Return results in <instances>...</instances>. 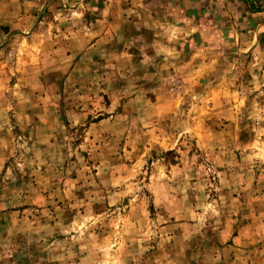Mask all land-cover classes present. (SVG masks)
<instances>
[{
  "label": "rangeland",
  "instance_id": "1",
  "mask_svg": "<svg viewBox=\"0 0 264 264\" xmlns=\"http://www.w3.org/2000/svg\"><path fill=\"white\" fill-rule=\"evenodd\" d=\"M185 1L40 0L0 42V264H264V41L192 73Z\"/></svg>",
  "mask_w": 264,
  "mask_h": 264
},
{
  "label": "crops",
  "instance_id": "2",
  "mask_svg": "<svg viewBox=\"0 0 264 264\" xmlns=\"http://www.w3.org/2000/svg\"><path fill=\"white\" fill-rule=\"evenodd\" d=\"M45 1L43 0V2ZM38 2L40 0H0V42L5 40L11 31L27 30L31 27L33 21H35L33 18L34 5ZM258 2L262 3L261 8L258 7ZM106 4L108 8H114L112 1ZM122 5L123 3L119 2V6L117 7L121 8L123 7ZM184 7L185 9L191 8L193 9V13L203 16L202 20L196 21L193 19V16L189 15L190 12H188L184 18L186 24L182 27V33L179 35L180 38L176 39L187 41V38L183 35L189 32L191 33V37H197L195 39L196 47L191 50H193V57L196 54L200 56V64H192V61H190L186 65L192 73H198L199 70L203 72L217 71L219 69L217 63L221 62L218 60V57H223L224 43L236 45L240 49V47L245 46L250 48L255 42L264 41V0H189L185 1ZM177 8H181V6H177ZM103 20H106V18ZM119 21L121 23L118 24L117 30L115 25L105 24L100 26L93 22L91 27L94 26L95 34L93 37H96L95 41L97 42L98 39L102 40L107 38L108 35L114 34H118V36L115 35L116 42L125 41L124 38L128 34V31L121 25H125L124 23H127V19L120 17ZM111 27H113V32ZM141 30L140 27H136V35H142L143 32ZM197 31H199V34L194 35ZM224 32L228 33V37L225 36ZM150 41H153L152 44L154 45V41L157 42L160 39ZM162 41H165L162 45L165 46L164 49L168 53L171 50L173 51L169 55L163 52L164 56L178 57V60L175 61L177 65H181L185 57H190L185 53L186 50L173 47L171 49V44L168 43V41L170 42L169 38H163ZM192 41L194 42V39ZM118 47L119 49L126 50L127 44L119 45ZM122 55L125 54L120 51L119 56Z\"/></svg>",
  "mask_w": 264,
  "mask_h": 264
}]
</instances>
